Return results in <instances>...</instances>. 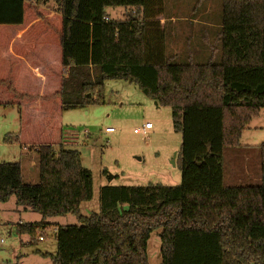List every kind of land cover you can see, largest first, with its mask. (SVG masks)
Wrapping results in <instances>:
<instances>
[{"label":"trees","instance_id":"1","mask_svg":"<svg viewBox=\"0 0 264 264\" xmlns=\"http://www.w3.org/2000/svg\"><path fill=\"white\" fill-rule=\"evenodd\" d=\"M45 4L0 0L1 53L9 46L0 106L16 107L20 121L19 135L3 142L29 146L38 164L33 185L22 181L18 162L0 163V203L14 197L41 217L17 232L35 244L45 220L74 216L78 225L55 227V254L43 255L52 264H148L155 231L160 264H264V143L258 185L225 187L222 164L264 109V0H221L220 63L203 65L166 58L163 0H55L51 11ZM110 7L133 14L109 20ZM106 80L135 84L170 109L181 181L101 187L99 212L85 217L79 207L92 199L91 174L79 152L63 146L60 116L103 104Z\"/></svg>","mask_w":264,"mask_h":264},{"label":"rangeland","instance_id":"2","mask_svg":"<svg viewBox=\"0 0 264 264\" xmlns=\"http://www.w3.org/2000/svg\"><path fill=\"white\" fill-rule=\"evenodd\" d=\"M44 1L47 10L55 9V0ZM163 6L164 13L158 20L165 32L166 58L172 64H186L189 58L193 64L203 65L209 60L219 64L221 47L217 37L220 32L221 0H163ZM130 13L133 14V11L122 7L105 9L109 20H123ZM172 18L174 22H170ZM173 34L178 36L174 38ZM192 45L200 47L202 52L192 50L193 53L188 54L187 49ZM102 97L103 104L89 103L80 109L64 111L60 116L63 136L67 143L70 142L64 146L79 152L82 167L91 174L92 199L79 207L85 217L99 212L98 191L101 187H144L155 184L174 187L181 181L176 166L181 136L172 127L170 109L158 107L135 84L121 80L104 81ZM146 123L152 127L146 136L133 133ZM107 128L113 132L107 134ZM19 132L17 108L0 106V163H20L22 181L34 185L38 182V166L30 168L28 157L31 155L18 144L3 142L7 135L15 137ZM263 143L264 109L243 133L240 147L224 150L225 187L259 184L254 179L260 175L259 147ZM233 153L237 156V168L247 167L250 171V181L231 178L229 165L234 160L231 156ZM39 222L40 215L17 207L14 197L0 203V264H52L43 255L55 254V227L78 225L72 215L47 219L37 231L35 244H31L29 236L17 232L18 223ZM158 235L159 231L153 232L147 242L148 264H160ZM39 236H42V241H38Z\"/></svg>","mask_w":264,"mask_h":264},{"label":"crops","instance_id":"3","mask_svg":"<svg viewBox=\"0 0 264 264\" xmlns=\"http://www.w3.org/2000/svg\"><path fill=\"white\" fill-rule=\"evenodd\" d=\"M49 11H51V10H49ZM170 20H172V21H170V22H174V19L172 18V19H170ZM206 28H207V26H206ZM175 29H177V27L175 28ZM206 30H208V28L206 29ZM174 35V34H173ZM0 36H2V35H0ZM176 36H178L177 34L176 35H174V38L176 37ZM23 47H25V48H29V46H24V45H22ZM9 46L8 45H4L3 46V50H2V53H1V43H0V65H3V63H4V61L5 60H3L2 62H1V60H2V57L4 56V55H6V53H7V50L9 49L8 48ZM188 51H187V53L188 54H192L193 53V51H195V52H202V49H200V47H197V46H194V45H192V46H189V48L187 49ZM193 50V51H192ZM190 51H192V52H190ZM178 51H174V53H177ZM47 47L44 45V46H38V48H37V52H36V55H37V57H38V61H39V63L37 64L38 66H40L41 64H43V63H45V59H46V57H47ZM195 54H197V53H195ZM190 60H191V58H189V59H187V62H190ZM252 122V121H251ZM250 122V123H251ZM249 126H250V124H249ZM248 126V127H249ZM107 129H109V128H107ZM246 130H248V129H246ZM245 130V131H246ZM244 131V132H245ZM243 132V133H244ZM107 134H110V133H107ZM242 136H243V134H242ZM242 136H241V139H242ZM64 137V136H63ZM240 139V140H241ZM63 140H64V143H63V146L64 145H66L67 146V144H70V142H66L65 140H66V138L64 137L63 138ZM20 147H21V149L24 151V152H26L30 157H28V160L30 161V168H32V167H34V166H36V165H38L37 164V155L35 154V152L33 151V150H31V149H29V146H22V145H20V144H18ZM65 147V146H64ZM244 147H249V146H244ZM29 150V151H28ZM177 155V154H176ZM231 156H232V158L234 159L233 161H231L230 162V165H229V170L231 171V178L232 179H235V180H237V181H241V180H244L245 179V181H250L251 179H252V176L250 175V171L248 170V168L247 167H245V168H237V165H236V160H237V156H236V154L235 153H233V154H231ZM20 164V163H19ZM231 166V167H230ZM234 166H236L235 168H234ZM20 167H21V176L23 177V174H22V172H23V169H22V166H21V164H20ZM256 182H259V180H260V175H259V178L258 179H254ZM82 205V204H81ZM20 223V222H19ZM18 223V224H19Z\"/></svg>","mask_w":264,"mask_h":264},{"label":"built area","instance_id":"4","mask_svg":"<svg viewBox=\"0 0 264 264\" xmlns=\"http://www.w3.org/2000/svg\"><path fill=\"white\" fill-rule=\"evenodd\" d=\"M151 128H152L151 125L149 123H146L140 129L134 130L133 133L136 134V135L146 136L147 132L149 130H151ZM105 132L106 133H112L113 130L109 128V129H106ZM38 239H39V241L43 240V238H41V237H39Z\"/></svg>","mask_w":264,"mask_h":264},{"label":"water","instance_id":"5","mask_svg":"<svg viewBox=\"0 0 264 264\" xmlns=\"http://www.w3.org/2000/svg\"><path fill=\"white\" fill-rule=\"evenodd\" d=\"M155 105H156V103H155Z\"/></svg>","mask_w":264,"mask_h":264}]
</instances>
